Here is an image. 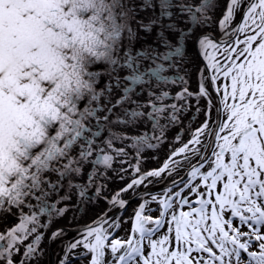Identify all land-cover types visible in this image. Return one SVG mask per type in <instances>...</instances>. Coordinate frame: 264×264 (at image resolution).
<instances>
[{
    "label": "snow or ice",
    "instance_id": "obj_1",
    "mask_svg": "<svg viewBox=\"0 0 264 264\" xmlns=\"http://www.w3.org/2000/svg\"><path fill=\"white\" fill-rule=\"evenodd\" d=\"M141 32L153 43L136 51ZM166 62L185 75L162 76ZM168 85L182 90L171 96ZM193 99L200 125L181 128L162 166L144 169V148H159ZM115 157L128 167L116 169ZM129 168L135 175L113 190L98 226L69 241L59 264H264V0H0V222L19 217L0 233V264H41V217L63 216L58 205L72 194L99 198L104 171L123 181ZM134 197L131 234L116 237Z\"/></svg>",
    "mask_w": 264,
    "mask_h": 264
},
{
    "label": "bare ground",
    "instance_id": "obj_2",
    "mask_svg": "<svg viewBox=\"0 0 264 264\" xmlns=\"http://www.w3.org/2000/svg\"><path fill=\"white\" fill-rule=\"evenodd\" d=\"M189 2H192V0H189ZM155 11L158 14L159 12L158 8ZM211 15L212 13L209 12V16ZM219 18H220V12L217 11L216 19H219ZM236 19L237 21H239V17H237ZM206 27L210 35H215L217 37L220 36L219 31L213 25L209 24V25H206ZM141 36H142L141 42L134 45V50L136 51H143L144 46L153 43V40L152 38H150V36L145 35L143 32H141ZM161 50L163 51L164 49L161 48ZM187 51L191 57H195V66L203 67L204 64L207 63V61L203 59V56L197 53V49L195 45H190L187 48ZM209 51L211 52L212 50L209 49ZM216 58L221 59L219 54H217ZM148 66L155 67V65L151 64V61L144 62V67H148ZM165 68H167V71L162 72L161 75L166 76L170 79H175L177 75L179 76L185 75V71L180 70L179 64L177 68H168L167 62H166ZM97 69L98 68H95V70ZM186 71L190 73L191 75V79L189 81V89L195 92L197 90L198 76L193 71L192 67H186ZM102 79L103 80L106 79V81H103L101 83L97 82L98 90L100 88H103L104 85L108 83L107 77H103ZM185 79H188V77L185 76ZM153 81H155V78H153ZM223 83L227 85V84H230L231 82L230 80H223ZM166 90L170 92L171 96H175L177 92L182 90V86L181 85H175V86L168 85L166 86ZM169 102L176 103L177 101L170 99ZM190 103L193 105V107L187 113H185L183 120H182V125L176 126L170 129L169 132L167 133L168 139L159 148H155V149L144 148V151L140 156V160H141V163L144 169L154 170L162 166V162L166 159V154L172 150V144L173 142H175V136L181 132V128L183 129L191 128L192 130H195V128L200 125L204 117L203 115L196 114L195 107H194L195 105L194 99L190 100ZM194 115L196 116V119H193ZM93 123L95 122L93 121ZM96 130H99L98 127L93 128V131H96ZM112 131L119 132V128H113ZM139 132L140 134H144L145 132H149L150 134V123L143 125V127L139 129ZM107 137H108V131L104 130V131H101L100 137H97L96 139H97V142L101 146H103V140H105ZM183 138L184 140H187L189 138L187 132L183 133ZM154 142L155 141H153V143ZM116 146L117 147L120 146L119 141L116 142ZM178 146H179V143L177 142V147ZM125 147H127V144L125 145ZM128 150H129L132 163H136L137 156H136L135 150L131 148H128ZM109 154H112V153H109ZM127 159L128 158L115 157L114 167L116 169H119V167L121 166V160H124V167H128ZM99 168H104V166L101 164ZM88 171L91 172V168H89ZM104 175L108 177L107 180L104 179ZM104 175L100 176V178L97 180L98 184L106 185V188L102 189V195L99 197V200L98 198H90L88 201L81 203L80 198L77 195L72 194L68 201L63 202L62 204L58 205V207L67 208V211L64 213L63 216L41 217V223L48 224L47 228L39 229V231L43 234V238L40 243V248L42 249V252H43V255L41 257V264H59V261L64 256V248L66 244L69 241H74L76 239L81 238L83 231L88 224L93 223L94 225H96L94 221L101 218L103 216V213L106 212L108 208L110 207V205L108 204V199L110 198L112 194H114L113 190L118 191L122 187L126 186L127 183L130 182V177L132 175H135V172L132 168H129L128 172L123 174L125 176V179L123 181L119 180V178L116 176V172L112 170H105ZM76 182H79V181H76ZM95 187L96 185H93L89 189L88 191L89 197H95ZM162 187H164V185H156L154 188H150V191L152 192L158 191ZM220 190H222V186L220 187ZM64 194H65L64 190H61V192L59 193L60 196ZM56 198H57L56 196L52 197L49 202L50 203L54 202ZM104 198L107 199L105 202L101 200ZM124 198L128 199V197L126 196ZM190 199L192 200L193 206L198 207V205L195 204V199H198V197L196 198L190 197ZM132 203L133 205H131ZM140 203H142V200L138 197H134L131 199V202L129 203L127 207V211L123 213V217L127 222L123 223L121 228L115 231L116 237L124 236L125 230H129V227L132 228L133 221L129 220L128 218L133 216V210L137 208V206ZM151 207L155 208L156 205H151ZM179 210L189 211L190 209H188L187 206H184V208L179 209ZM24 211L28 212V209H24ZM114 215H116V213L114 212L109 213V216H114ZM151 215H153V217L155 218L157 213L153 212L151 213ZM18 221H19L18 215H8L2 222H0V233H3L5 229H10L11 227L15 226L18 223ZM237 226H241L238 224V221H237ZM241 227H244V226H241ZM59 230H63L65 232V235L55 240L52 239V233L59 231ZM32 238L33 237H29V240L26 241L25 243L31 242ZM192 246L194 247L195 245H192ZM73 251L79 252L80 249H76ZM16 259H19V256H17ZM76 264H86V261H81L77 259Z\"/></svg>",
    "mask_w": 264,
    "mask_h": 264
},
{
    "label": "flooded vegetation",
    "instance_id": "obj_3",
    "mask_svg": "<svg viewBox=\"0 0 264 264\" xmlns=\"http://www.w3.org/2000/svg\"><path fill=\"white\" fill-rule=\"evenodd\" d=\"M124 187H125V186H124ZM162 188H163V187H162ZM162 188H161V189H162ZM154 192H155V191H154ZM98 200H99V198H98ZM101 200L105 202L107 199L104 198V199H101ZM133 203H134V202H133ZM133 203H132L131 205H133ZM99 219H100V218H99ZM99 219H97V220H99ZM97 220H96V221H97ZM96 221H94V222H96ZM87 226H96V225H94L93 223H90V224H88ZM131 229H132V228L129 227V230H128V231H129V234H131ZM84 230H85V229H84ZM75 234H76V233H75Z\"/></svg>",
    "mask_w": 264,
    "mask_h": 264
},
{
    "label": "rangeland",
    "instance_id": "obj_4",
    "mask_svg": "<svg viewBox=\"0 0 264 264\" xmlns=\"http://www.w3.org/2000/svg\"><path fill=\"white\" fill-rule=\"evenodd\" d=\"M150 38H151V36H150ZM145 47H147V45L146 46H144V48ZM146 62V61H145ZM98 69V71H103L104 69L102 68V67H97ZM106 77V76H105ZM103 81H106V79L105 80H103L102 78L98 81L99 83H101V82H103ZM104 83H106V82H104Z\"/></svg>",
    "mask_w": 264,
    "mask_h": 264
},
{
    "label": "clouds",
    "instance_id": "obj_5",
    "mask_svg": "<svg viewBox=\"0 0 264 264\" xmlns=\"http://www.w3.org/2000/svg\"><path fill=\"white\" fill-rule=\"evenodd\" d=\"M14 7H15V5H13V8H14ZM3 86H4V87H7V86H8V80H7V79L4 81Z\"/></svg>",
    "mask_w": 264,
    "mask_h": 264
}]
</instances>
